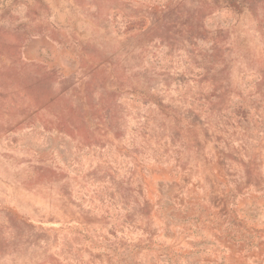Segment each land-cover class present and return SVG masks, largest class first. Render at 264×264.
Here are the masks:
<instances>
[{
	"label": "rangeland",
	"instance_id": "374dc122",
	"mask_svg": "<svg viewBox=\"0 0 264 264\" xmlns=\"http://www.w3.org/2000/svg\"><path fill=\"white\" fill-rule=\"evenodd\" d=\"M0 264H264V0H0Z\"/></svg>",
	"mask_w": 264,
	"mask_h": 264
}]
</instances>
